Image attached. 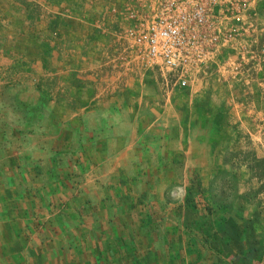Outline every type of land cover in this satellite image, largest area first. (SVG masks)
<instances>
[{"label": "crops", "instance_id": "1", "mask_svg": "<svg viewBox=\"0 0 264 264\" xmlns=\"http://www.w3.org/2000/svg\"><path fill=\"white\" fill-rule=\"evenodd\" d=\"M90 1L92 18L46 6L38 27L33 11L0 6L28 33L0 39L26 52L0 48V108L18 96L51 112L0 109V264H101L88 255L110 237L127 243L103 253L135 264H264V185L253 196L257 177L230 153L249 123L112 62L114 31L93 21L118 0ZM221 174L235 178L230 199Z\"/></svg>", "mask_w": 264, "mask_h": 264}, {"label": "built area", "instance_id": "2", "mask_svg": "<svg viewBox=\"0 0 264 264\" xmlns=\"http://www.w3.org/2000/svg\"><path fill=\"white\" fill-rule=\"evenodd\" d=\"M259 1L118 0L93 23L114 28L112 62L154 72L169 96L214 73L231 80L260 75Z\"/></svg>", "mask_w": 264, "mask_h": 264}, {"label": "rangeland", "instance_id": "3", "mask_svg": "<svg viewBox=\"0 0 264 264\" xmlns=\"http://www.w3.org/2000/svg\"><path fill=\"white\" fill-rule=\"evenodd\" d=\"M45 1L47 3H45ZM7 2H13L19 6H21L25 11L34 12L33 18L34 22H30L29 20L27 24H34V27H38L41 24L40 15H44L45 12L48 11L47 7L53 9L55 5L59 6L60 11H63L60 14L62 17L66 18L65 14L68 15L71 12V6L74 8H82V14L80 17L82 19L87 20L88 17H91L88 11H90V4L92 3L90 0H0V6L5 7ZM107 5V4H106ZM66 10H63V9ZM259 12L257 15L258 24H259V41H264V0L259 1ZM57 10V9H56ZM104 12V11H103ZM55 13V12H54ZM57 14V13H55ZM15 17V19L13 18ZM43 17V16H42ZM92 18V17H91ZM90 18V21L93 20ZM26 19V18H25ZM67 19H69L67 17ZM24 18L16 17L15 15L7 16L5 13H0V39L2 41L9 40L12 36L15 38L26 36L24 27L26 24L23 23ZM27 20V19H26ZM62 24V23H60ZM97 28V27H95ZM112 30L114 28L110 27ZM99 29V28H97ZM35 30V29H34ZM100 30V29H99ZM102 30V29H101ZM56 31V30H53ZM0 48L3 49V53L7 56H13L21 60L22 53L24 52L23 47H4L3 43L0 41ZM61 49V48H60ZM8 50V51H7ZM111 55L113 51H108ZM17 60V59H16ZM1 63V62H0ZM2 63L0 64V77L1 74L5 72L3 69ZM5 66V65H4ZM5 78V77H4ZM6 79V78H5ZM2 80V79H1ZM2 84V83H0ZM6 85V82L3 83ZM186 89H194L193 98L199 100L204 106L212 105L214 108L219 106V113L224 115L229 112L230 108L234 116V119L242 122L244 119L249 123L248 127L245 128L241 126L238 130V135L242 136V141H238L236 144L232 146L231 152L233 156L238 157L237 159H233L237 165L245 167L250 173H252L255 177L253 184L255 187L253 192H257L258 196L259 189L264 185V65L263 69L260 72V75L257 77H253L250 79H240V80H231L221 77L217 73H214L211 77H208L198 83L196 86L186 88ZM186 89L178 88L177 91L183 92L182 95L186 96ZM181 95V96H182ZM199 96V97H198ZM198 97V99H197ZM181 99V98H180ZM201 99V100H200ZM195 101V100H194ZM223 109V110H221ZM180 110L177 109V113ZM230 111V112H231ZM218 111L216 115H219ZM221 117V116H220ZM225 145L222 144V146ZM223 174L218 175L217 179H214L217 183H224L225 177H222ZM250 181L252 179H249ZM262 180L263 183H260ZM260 187V188H257ZM226 195H229V198L234 194V188L230 187L228 190L224 192ZM224 194V196H226ZM264 201V195H260L256 199V203L259 201ZM255 203V204H256Z\"/></svg>", "mask_w": 264, "mask_h": 264}, {"label": "trees", "instance_id": "4", "mask_svg": "<svg viewBox=\"0 0 264 264\" xmlns=\"http://www.w3.org/2000/svg\"><path fill=\"white\" fill-rule=\"evenodd\" d=\"M20 98V99H19ZM18 96H11V101L13 103V101L15 100V103H11L9 101V98H7L6 100H2V106H1V110H5L7 108V103H11L14 106V110H19L21 111L26 118H39V119H49V116L51 115V112L47 109V107L43 104V103H38V101H35V99H22V97ZM17 99L18 102H17ZM222 177H225L227 179L224 180V183H226L227 189H229L230 187L234 188L235 187V178L232 175H228L227 174H223ZM225 192V191H224ZM225 194V193H224ZM226 195V194H225ZM225 198H229V195L224 196ZM124 237L121 238V240H117L114 241L113 237H110L109 239H104V238H100L99 239V244L102 247L103 250H99V252H95L92 254L88 255V258L90 260L94 259L96 261V263H99L100 261L101 264H106V262L108 263V260L116 262V264H120V263H124L125 264H130L133 263L135 264L137 260H135L134 255L132 253L129 254H121V253H117L118 257L114 258L113 254H115V252H112L110 255H105V253H103L106 248L107 245H110L109 248L112 247L113 250H116L117 248H119V246H124L125 243H127L126 241H124L123 239ZM107 242H109V244H107ZM129 247V245L127 246V248ZM83 261H81V263L79 264H84ZM139 264V262H137Z\"/></svg>", "mask_w": 264, "mask_h": 264}]
</instances>
